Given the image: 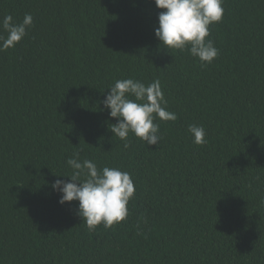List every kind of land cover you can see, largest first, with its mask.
I'll return each instance as SVG.
<instances>
[{"label": "trees", "instance_id": "obj_1", "mask_svg": "<svg viewBox=\"0 0 264 264\" xmlns=\"http://www.w3.org/2000/svg\"><path fill=\"white\" fill-rule=\"evenodd\" d=\"M223 8L205 67L155 36V0H0V19L33 17L0 51V264H264V0ZM126 78L160 80L177 119L154 121L159 144L110 130L102 102ZM77 151L130 174L124 221L89 231L59 203Z\"/></svg>", "mask_w": 264, "mask_h": 264}, {"label": "clouds", "instance_id": "obj_2", "mask_svg": "<svg viewBox=\"0 0 264 264\" xmlns=\"http://www.w3.org/2000/svg\"><path fill=\"white\" fill-rule=\"evenodd\" d=\"M159 9L155 36L168 50L187 51L198 58L202 66L211 64L219 55V49L210 36V25L220 22L224 15L223 0H155ZM33 24V17L26 13L23 20L16 22L11 14L0 19V51L14 48ZM108 89L103 105L110 117L118 118L110 130L115 137L125 141L128 147L129 133L146 142L159 144V124L156 119L174 121L177 115L167 110L168 101L162 91L161 82L155 79L150 84L134 79H118ZM188 132L193 143H206V132L202 126L190 124ZM72 171L71 179L57 178L51 182V189L60 194L59 203L78 201L77 215L89 231L98 225L111 228L124 221L128 214L129 201L135 195L134 181L130 174L119 168L104 166L98 168L89 159H80V151L73 153L67 161Z\"/></svg>", "mask_w": 264, "mask_h": 264}]
</instances>
